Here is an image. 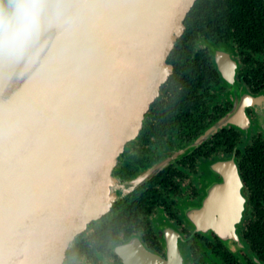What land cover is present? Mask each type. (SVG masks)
<instances>
[{
  "label": "water",
  "instance_id": "95a60500",
  "mask_svg": "<svg viewBox=\"0 0 264 264\" xmlns=\"http://www.w3.org/2000/svg\"><path fill=\"white\" fill-rule=\"evenodd\" d=\"M194 1L75 0L70 22L56 16L46 21L42 32L54 23V36L28 80L14 82L19 62L0 72V95L6 93L0 101V264H61L79 228L137 183L112 170L171 71L165 58ZM213 45L232 106L181 154L227 124L247 129L245 105L256 108L259 119L263 115L262 94L243 90L234 96L236 61L221 44ZM12 77L14 90L7 89ZM210 168L221 179L187 218L194 230L210 228L226 246L233 248L235 241L240 247L236 228L245 196L237 165L220 158ZM169 229L164 228L165 258L137 236L114 251L124 264H185L179 234Z\"/></svg>",
  "mask_w": 264,
  "mask_h": 264
},
{
  "label": "trees",
  "instance_id": "16d2710c",
  "mask_svg": "<svg viewBox=\"0 0 264 264\" xmlns=\"http://www.w3.org/2000/svg\"><path fill=\"white\" fill-rule=\"evenodd\" d=\"M215 44L228 43L235 45L242 53L249 57L250 52H264V0H195L186 13L181 26L175 33L173 46L166 55V62L171 65V71L158 88V94L150 101L143 114L138 138L143 142H151L154 136L155 145L162 138L177 141L179 145H186L212 121L225 111L212 112L207 104L209 88L217 77V68L213 57L205 42ZM232 46V47H233ZM208 114L210 120L204 121ZM226 133V134H224ZM231 135L227 127L223 126L216 133L208 137L198 146L179 157L181 161L190 159L193 155H209L214 144L209 143L215 138L229 141ZM128 141L123 153L128 149ZM231 145L226 149H230ZM119 155L120 161L113 168L112 173L121 180L133 176L140 166H146L156 161L140 157L138 160L128 161L125 155ZM138 162V165H136ZM169 164V163H168ZM169 165L162 167V186L170 184V175L167 173ZM239 174L246 185L248 199L251 206V215L242 230V243L246 246L244 261L236 257H225L230 264H264V135L258 134L253 138L241 155L238 162ZM157 175L153 174L142 185L141 192H134L133 202L124 205L125 198L121 196L113 203V208H119L118 214L110 222L106 221L97 229L88 233L86 242L102 243V247L115 240L116 232L129 222V211H133L135 204L142 201L146 205V198L156 200V189L153 181ZM146 182V183H145ZM144 186V187H143ZM151 202H154L152 201ZM128 232L126 231L125 234ZM80 233L73 244L66 250L67 254L75 251L77 241L82 243ZM79 239V240H78ZM89 244V243H85ZM225 246V245H224ZM226 247V246H225ZM237 248H240L236 245ZM226 249H229L226 247ZM69 258V256H67Z\"/></svg>",
  "mask_w": 264,
  "mask_h": 264
},
{
  "label": "flooded vegetation",
  "instance_id": "af4514ba",
  "mask_svg": "<svg viewBox=\"0 0 264 264\" xmlns=\"http://www.w3.org/2000/svg\"><path fill=\"white\" fill-rule=\"evenodd\" d=\"M232 48L233 53H231V55L236 61L233 78L235 83L239 85V93L235 95L233 92L234 96L237 97V99L240 98L242 91L245 90L250 93H260L264 98V52H250L248 57L246 53H242V50H239L235 45ZM207 49L209 51L208 47ZM209 52L211 53V51ZM215 80L216 81L211 84L209 88L210 94L207 96L209 110L215 113L227 111L232 106V101L228 96L230 85L224 82L219 71L217 72ZM255 109L256 108L249 105H245L244 107V112L249 116V125L247 129H241L231 124L225 125L228 134L231 135L229 141L232 143H226V139L221 141L219 138H215L209 143L210 145L214 144V148L209 155H193L190 159L182 162L179 157L183 156L184 153L170 160L168 162L169 164L166 163L169 165L167 173L170 175L171 181L166 187L161 184L163 174L159 172L166 164L149 176L145 177L144 175L155 168L153 165L156 162L172 154L173 148L178 146V142L162 138L160 143L155 145L154 136H151V142L147 143L138 138V133L132 139L128 140L131 141L128 149L124 153V150L121 152V154L123 153V155L127 157L128 161L138 160L140 157L144 158V156L148 159L157 156V159L144 167L138 165V162H136V165H138L136 173L125 181H136L137 183L121 196V198H125L123 207L133 202L135 191L141 192L144 188L148 187V185L143 184V182L153 174L157 175L152 185L157 192L154 194L156 195V200H152V192L150 197L146 198L145 206H143L142 201L135 204L136 206L133 208V211H129V222L125 227L120 228L116 232L115 240L110 241L105 247L99 246L102 245V243L92 244V242H86V240H88L87 234L97 229L99 225L106 221L105 215H107L108 219H111L115 216L114 210L118 214L119 208H113L114 202H112L109 208L100 216L91 219L79 228L68 247L73 244L80 233L82 234L81 237H84V239H81L82 243L77 241L75 244V251L67 254L69 258L66 256L68 247L66 248L61 264H124L121 257L114 251V246L127 241L131 236H137L150 252L165 258L164 228L166 227L168 229L170 228L169 230H175L179 234V236H176L177 246L185 264H214L218 261L223 264H230L225 260V257L232 258V256L242 261L241 257L240 259L238 257L241 256V252L243 255L246 254V246L244 244L240 246V248H237L236 242L233 241V248H230L218 238L212 229L207 228L203 231L194 230V226L188 220L186 214L190 212L191 208L199 206L206 196L208 188L211 189L213 182L220 181L221 179L219 172L210 168V163L220 158H232L237 165V169H239L238 162L241 160V155L245 146L249 145L251 140L257 137L259 133L264 135V107L261 119H259ZM203 119L206 123L210 120L208 111ZM136 140L140 144V147L133 149L131 146ZM230 145V149H226ZM119 161L120 159L118 157L115 166ZM204 167L212 171L216 178L214 181L210 182L205 187L204 192H202L203 177L201 175V169ZM140 176L141 180L139 182L138 179ZM142 185L145 187L143 186L144 188L140 189ZM241 191L245 196V205L241 220L236 228L240 239H242V230L245 228L247 219L251 215L248 192L243 180ZM151 200L154 202H151ZM110 222L113 223L114 220L111 219ZM89 223L94 224L88 226L91 228L87 229ZM126 231L128 232L127 234H125ZM224 245L229 249H226Z\"/></svg>",
  "mask_w": 264,
  "mask_h": 264
},
{
  "label": "clouds",
  "instance_id": "9594fccd",
  "mask_svg": "<svg viewBox=\"0 0 264 264\" xmlns=\"http://www.w3.org/2000/svg\"><path fill=\"white\" fill-rule=\"evenodd\" d=\"M75 0H0V72L22 58L34 59L46 21L69 22Z\"/></svg>",
  "mask_w": 264,
  "mask_h": 264
},
{
  "label": "bare ground",
  "instance_id": "6f19581e",
  "mask_svg": "<svg viewBox=\"0 0 264 264\" xmlns=\"http://www.w3.org/2000/svg\"><path fill=\"white\" fill-rule=\"evenodd\" d=\"M53 25L54 23H51V25L46 28L44 30V32H42L41 34V37H40V42L39 44L42 45L40 47H38L37 51L35 52V57L34 59L30 60L28 57H24L22 58L18 65H17V68H18V72H17V76L16 78L14 79V82H18V84L22 83L24 80H28L31 76L32 73H34L36 70H38L39 68V61H38V56L39 54H41V56L43 55L44 53V49H45V46L49 40V38L53 37L54 36V30H53ZM8 88L7 89H13V77L11 78V83L8 84ZM6 98V93H2L0 95V101L1 100H4ZM141 178V176L139 177V179Z\"/></svg>",
  "mask_w": 264,
  "mask_h": 264
},
{
  "label": "rangeland",
  "instance_id": "374dc122",
  "mask_svg": "<svg viewBox=\"0 0 264 264\" xmlns=\"http://www.w3.org/2000/svg\"><path fill=\"white\" fill-rule=\"evenodd\" d=\"M214 43H212V42H207V47L209 48V51H210V49L214 46L213 45ZM219 46H221L222 48H224V49H226V50H229L230 51V53H233V48H232V46L230 45V44H228V43H222L221 45H219ZM184 146L185 145H179V146H175L173 149V153L172 154H169V155H167L165 158H163V159H161L159 162H156L154 165H153V167H159L161 164H163L164 162H166L167 160L169 161V159L170 160H172L173 158H175V157H177L178 155H181V153H183V148H184ZM133 149L134 148H136V147H140V144L138 143V141L136 140V141H134V143L132 144V146H131ZM201 175H202V177H203V187H202V192H204V190H205V187L210 183V182H212V181H214V179L216 178L215 177V175H214V173L212 172V171H210L207 167H204V168H202L201 169ZM125 187H127L126 185H124ZM94 223H89L88 225H87V229L89 228H91V227H88V226H91V225H93ZM240 257H241V260L242 261H244L243 260V253L241 252V256H239L238 258L240 259ZM214 264H223V263H221L220 261H218L217 263H214Z\"/></svg>",
  "mask_w": 264,
  "mask_h": 264
}]
</instances>
